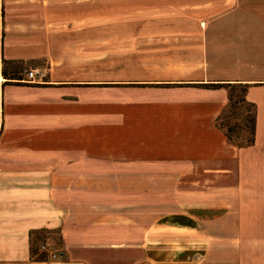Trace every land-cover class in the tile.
<instances>
[{
	"label": "crops",
	"instance_id": "crops-1",
	"mask_svg": "<svg viewBox=\"0 0 264 264\" xmlns=\"http://www.w3.org/2000/svg\"><path fill=\"white\" fill-rule=\"evenodd\" d=\"M127 1L103 2L123 5ZM132 3L136 18L143 20L148 12L150 16L164 10L173 14L160 24L174 30L161 33L156 45L166 55L169 50L173 54L174 59L166 58L174 61L166 62V68L175 69V77L125 83L127 89L147 91L150 102L144 106L151 110L141 136L130 143L137 150L127 158L137 168L181 172L180 178L191 180V188L200 189L191 192L187 187L183 195L199 194L200 201L214 196L217 218L221 213L232 215L227 224L233 225V253L241 262L245 252L264 251V19L244 20L240 14L264 13V0ZM96 6L97 0H0V264H203L209 235L189 213L162 215L145 230L137 229L138 240L128 242V230L122 226H75L71 209L63 205L76 197L72 176L80 167L73 158L64 163L65 155H77L73 149L49 148V142L63 146L74 141L71 133L65 136L63 125L79 121L67 112L74 107L69 96H78L80 87L66 86L57 78V70L66 61L81 58V43L89 45V38L81 41L74 35L95 27ZM210 6L237 17L215 25L232 29L230 36L211 32L212 22L202 18ZM148 21L155 27L160 20ZM137 34L144 36V31ZM141 40V44L156 42L154 37ZM16 63L35 64L42 79L46 74L49 81L41 79L30 86L6 79L9 67ZM210 84L225 86H199ZM239 84L247 85L245 98L256 109L254 143L245 148L230 144L216 126L228 103L227 87ZM33 124H41V132L32 129ZM21 138L24 146H17ZM32 138L45 142V147L32 148ZM64 172L71 177L65 179ZM245 219L253 221L250 231L243 228ZM36 237L43 241H35ZM52 237H58L60 244H52ZM34 242L36 248L47 244L58 257L31 254ZM41 255L44 259L38 260Z\"/></svg>",
	"mask_w": 264,
	"mask_h": 264
},
{
	"label": "rangeland",
	"instance_id": "rangeland-1",
	"mask_svg": "<svg viewBox=\"0 0 264 264\" xmlns=\"http://www.w3.org/2000/svg\"><path fill=\"white\" fill-rule=\"evenodd\" d=\"M103 1L97 0L95 27L90 26L89 31L79 30L74 35L76 37L78 34L81 41L89 38V45L84 47L81 43L79 46L81 58L66 61L63 68L60 69V65L57 70V78L66 86L80 87L78 96H69L74 107L67 112V115L78 117L79 121L73 125H63L65 136L71 133L74 141L65 142L63 146L49 142V148L73 149L77 154L64 157L65 164L71 163L73 158L80 167L72 176L76 197L73 203H63L71 209V221L81 228L104 224L116 228L122 226L128 230V242H131L133 239L138 240L135 237L137 229L145 230L158 217L185 212L199 219L208 232L209 252L203 264H264L262 250L241 254V262L238 257L235 258L231 237L234 229L233 225L227 224L231 222L232 215L221 213L217 218L219 213L214 196L200 201L199 194L197 197L183 195L187 190L194 192L200 189L197 186L191 188V180L180 178L181 172L131 166L135 161L128 159L127 155L134 154L137 149L131 147L130 143H135V139L141 136L145 117L151 114V110L144 106L150 102V96L145 95L147 91L127 89L125 83L175 77V69L166 68V62H174L166 59L172 58L173 54L169 50L166 55L160 50L161 45H156L163 36L161 33L165 35V32L174 30L160 24L173 14L164 10L150 16L148 12L143 20L141 17L136 18L134 0H128L123 5L118 2L107 5ZM203 15L202 18L212 22L211 32L224 31L230 36L232 29L215 27L217 22L230 23L237 18L230 11L210 6ZM153 18L160 20L159 24L154 22L155 27L151 26L153 22L148 21ZM240 18L261 20L264 19V13L245 11L241 12ZM183 30L189 32V29ZM139 31H144V36L137 34ZM151 37L155 38V45L141 44V39L146 41ZM148 48H154L155 52L152 53ZM228 60L226 62H234ZM35 67L33 63L11 64L8 77L19 79L16 80L19 85H36L25 78L26 71ZM196 71L194 69L193 72ZM46 81H49V77L45 74L42 83ZM86 83L92 85H71ZM225 116L226 119L231 118L229 112ZM235 122L230 119L228 125L232 126ZM41 128V124L32 125L36 132H41ZM237 134L235 131L232 135ZM17 146H24L23 138ZM30 146L42 149L45 142L32 138ZM70 175L64 172L65 179L70 178ZM253 227L251 219L243 221V228L250 231ZM227 234L230 237H225ZM51 242L60 244L58 237H52Z\"/></svg>",
	"mask_w": 264,
	"mask_h": 264
},
{
	"label": "trees",
	"instance_id": "trees-1",
	"mask_svg": "<svg viewBox=\"0 0 264 264\" xmlns=\"http://www.w3.org/2000/svg\"><path fill=\"white\" fill-rule=\"evenodd\" d=\"M22 64V63H19ZM13 79L15 78H6ZM204 89H217L224 88L223 84H210V85H199ZM230 86V85H227ZM247 85H233L227 87V99L228 103L216 119V126L221 130L230 144L236 145L240 148L252 146L254 143L255 133V117L256 109L255 105L246 100ZM231 114L232 120H236L232 126L228 125L230 119H226V113ZM243 112V113H239ZM237 131V135L232 134ZM35 241H43V237L34 238ZM35 243V242H34ZM36 245V244H35ZM33 244L31 247V254H37L38 248ZM39 247V246H38ZM44 255L37 257L38 260H43Z\"/></svg>",
	"mask_w": 264,
	"mask_h": 264
},
{
	"label": "built area",
	"instance_id": "built-area-1",
	"mask_svg": "<svg viewBox=\"0 0 264 264\" xmlns=\"http://www.w3.org/2000/svg\"><path fill=\"white\" fill-rule=\"evenodd\" d=\"M26 78L30 82H35V81L38 82V81H41L42 76H41V73H40V71L38 69L31 68V69H28V71H26ZM37 253L46 254V255L48 254V256L51 259H55V258L58 257V255L56 253H53V252L49 251L48 246L45 243H42V244L39 245Z\"/></svg>",
	"mask_w": 264,
	"mask_h": 264
},
{
	"label": "bare ground",
	"instance_id": "bare-ground-1",
	"mask_svg": "<svg viewBox=\"0 0 264 264\" xmlns=\"http://www.w3.org/2000/svg\"><path fill=\"white\" fill-rule=\"evenodd\" d=\"M1 81L3 80V79H0Z\"/></svg>",
	"mask_w": 264,
	"mask_h": 264
}]
</instances>
